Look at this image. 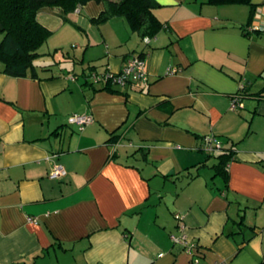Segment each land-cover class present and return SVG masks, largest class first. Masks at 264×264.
Masks as SVG:
<instances>
[{
    "label": "crops",
    "instance_id": "obj_1",
    "mask_svg": "<svg viewBox=\"0 0 264 264\" xmlns=\"http://www.w3.org/2000/svg\"><path fill=\"white\" fill-rule=\"evenodd\" d=\"M157 1L166 26L149 41L123 16L93 22L105 4L89 0L74 16L101 35L37 62L38 76L0 60V264H191L173 234L207 263L264 264V0L251 20L248 4ZM140 52L147 80L89 79ZM85 112L84 129L69 123ZM212 134L224 149H207ZM54 162L64 176L49 177Z\"/></svg>",
    "mask_w": 264,
    "mask_h": 264
},
{
    "label": "trees",
    "instance_id": "obj_2",
    "mask_svg": "<svg viewBox=\"0 0 264 264\" xmlns=\"http://www.w3.org/2000/svg\"><path fill=\"white\" fill-rule=\"evenodd\" d=\"M87 1L89 0H0V32L3 33L0 40V60L4 64V72L15 76H38L36 58L41 54L38 49L52 32V29L39 19V10L44 6L58 7L63 20L67 21L70 20L68 15ZM103 1L105 8L98 16L91 18L95 23L105 22L116 15L123 16L130 29L144 40L146 37L155 36L166 26L165 21L155 12V8L159 5L157 0ZM206 2L248 4L251 6L250 20L256 11V5L252 0H206ZM138 54L144 56L143 52ZM245 88L242 82L241 91ZM241 95L243 92L239 91L232 97L241 98ZM116 136L117 134L113 133L110 140L114 142ZM233 148L234 146L225 148L218 155L219 160L215 164L217 171L225 177L228 175L226 163L233 157ZM222 149H224V144L220 150Z\"/></svg>",
    "mask_w": 264,
    "mask_h": 264
},
{
    "label": "built area",
    "instance_id": "obj_3",
    "mask_svg": "<svg viewBox=\"0 0 264 264\" xmlns=\"http://www.w3.org/2000/svg\"><path fill=\"white\" fill-rule=\"evenodd\" d=\"M145 41H149V37L145 38ZM176 69H172L175 71ZM89 79L93 82L101 83L104 86L120 85L125 86L129 83H133L140 80L148 79V71L146 69V60L139 54H133L129 57L122 68L119 71L112 69H105L104 71L92 70L89 74ZM242 100L239 96H234L231 99V108L235 109L242 106ZM94 120L91 113H74L68 117V121L71 124L77 125L80 129H84L88 124ZM208 141L207 149L212 151L215 149H221L223 146L222 141L214 134L206 137ZM66 168L62 163L54 162L49 170V177L56 178L62 177L66 174ZM177 217H180L177 215ZM31 220L36 221L35 217H29ZM172 238L174 242H178L183 245L184 249L191 254V264H229L227 260H218L212 263L204 262L201 258L200 246L194 241H190L184 234H173Z\"/></svg>",
    "mask_w": 264,
    "mask_h": 264
},
{
    "label": "rangeland",
    "instance_id": "obj_4",
    "mask_svg": "<svg viewBox=\"0 0 264 264\" xmlns=\"http://www.w3.org/2000/svg\"><path fill=\"white\" fill-rule=\"evenodd\" d=\"M57 8L58 7H54V6H44L38 12L39 19L43 20L42 18H48L47 22L52 27L51 28L52 32L50 33L49 37L38 49L40 53L45 52L42 53L40 57L36 58V61L38 63L52 62L55 64L54 54L59 52L61 53L63 50L65 52H67V50L72 51L74 48L73 45L76 42H81L80 40L83 39L84 36L90 35L93 37H98V34L101 35L99 25L93 24L91 21L87 22L83 19L82 20L79 19L77 16H74L76 15L75 13H77L75 11H73L68 15L70 16V20L63 22L62 19L58 15L54 14V12L52 11V9L55 11ZM123 19L127 23L124 17ZM78 24L80 26L82 25L83 28L82 27L80 28ZM102 27L107 31H110L111 29L109 24L104 25ZM1 37H3L2 32H0V40ZM85 63H86L85 67L88 69L90 67L88 58L86 59ZM79 66L80 65L78 64L77 68H79ZM53 67L54 68L49 72L60 71L58 70L57 65H54ZM40 71L42 72L43 70L40 68ZM230 108H231V104H230ZM215 150L219 151L220 149H215ZM211 158H215V156L213 157L211 156Z\"/></svg>",
    "mask_w": 264,
    "mask_h": 264
}]
</instances>
